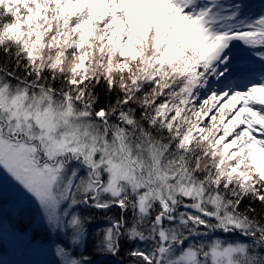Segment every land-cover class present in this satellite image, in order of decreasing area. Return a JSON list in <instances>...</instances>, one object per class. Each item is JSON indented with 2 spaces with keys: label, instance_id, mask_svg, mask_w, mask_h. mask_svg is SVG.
Wrapping results in <instances>:
<instances>
[{
  "label": "snow or ice",
  "instance_id": "obj_1",
  "mask_svg": "<svg viewBox=\"0 0 264 264\" xmlns=\"http://www.w3.org/2000/svg\"><path fill=\"white\" fill-rule=\"evenodd\" d=\"M0 264H264V0H0Z\"/></svg>",
  "mask_w": 264,
  "mask_h": 264
},
{
  "label": "rangeland",
  "instance_id": "obj_2",
  "mask_svg": "<svg viewBox=\"0 0 264 264\" xmlns=\"http://www.w3.org/2000/svg\"><path fill=\"white\" fill-rule=\"evenodd\" d=\"M6 258H11V257H6Z\"/></svg>",
  "mask_w": 264,
  "mask_h": 264
}]
</instances>
